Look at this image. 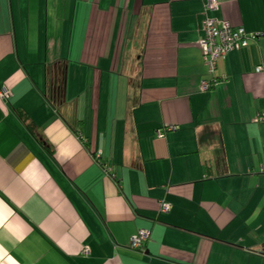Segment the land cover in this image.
Segmentation results:
<instances>
[{"label": "crops", "instance_id": "crops-1", "mask_svg": "<svg viewBox=\"0 0 264 264\" xmlns=\"http://www.w3.org/2000/svg\"><path fill=\"white\" fill-rule=\"evenodd\" d=\"M206 1L0 0V264H264V37L202 90Z\"/></svg>", "mask_w": 264, "mask_h": 264}, {"label": "built area", "instance_id": "built-area-1", "mask_svg": "<svg viewBox=\"0 0 264 264\" xmlns=\"http://www.w3.org/2000/svg\"><path fill=\"white\" fill-rule=\"evenodd\" d=\"M218 3L216 0H207L203 6V19L202 31L203 35L198 40V45L201 50L203 62L210 75L208 79L201 81L200 86L202 90L208 89L211 85L215 84L217 78L215 76L216 62L219 58L225 57L229 52L245 47L251 42H256L258 39L264 37V31H247L243 27H234L227 20L216 19L208 15V11L216 9ZM264 67L257 66L255 70L260 72ZM10 95L9 90L2 86L0 87V98L6 100ZM264 119V117H259ZM175 126L170 125L163 129H157L156 135L163 136L164 130H172ZM80 137V135H79ZM94 157L101 164L103 169L107 170V165L101 162L100 151L94 153ZM170 208L168 202H161L159 210L166 212ZM149 238V230L145 228L138 229L134 234L129 237L128 246L131 249H141ZM82 252L87 254L88 249L83 248Z\"/></svg>", "mask_w": 264, "mask_h": 264}]
</instances>
